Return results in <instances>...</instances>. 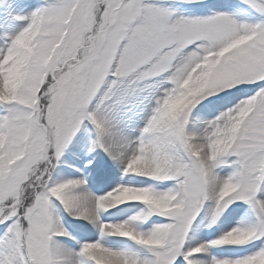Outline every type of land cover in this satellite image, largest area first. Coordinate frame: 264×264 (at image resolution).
Segmentation results:
<instances>
[{
  "label": "snow or ice",
  "instance_id": "6c2138e0",
  "mask_svg": "<svg viewBox=\"0 0 264 264\" xmlns=\"http://www.w3.org/2000/svg\"><path fill=\"white\" fill-rule=\"evenodd\" d=\"M0 264H264V0H0Z\"/></svg>",
  "mask_w": 264,
  "mask_h": 264
}]
</instances>
